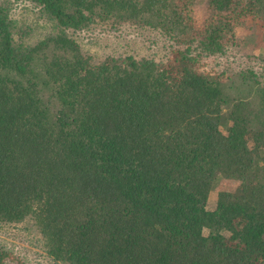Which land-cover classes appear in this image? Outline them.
I'll use <instances>...</instances> for the list:
<instances>
[{
    "label": "trees",
    "instance_id": "16d2710c",
    "mask_svg": "<svg viewBox=\"0 0 264 264\" xmlns=\"http://www.w3.org/2000/svg\"><path fill=\"white\" fill-rule=\"evenodd\" d=\"M12 1L0 224L32 220L61 264H264V0H20L52 28L33 45ZM107 20L162 43L96 59L75 34Z\"/></svg>",
    "mask_w": 264,
    "mask_h": 264
},
{
    "label": "rangeland",
    "instance_id": "374dc122",
    "mask_svg": "<svg viewBox=\"0 0 264 264\" xmlns=\"http://www.w3.org/2000/svg\"><path fill=\"white\" fill-rule=\"evenodd\" d=\"M8 15L14 22L13 36L17 44L33 45L52 30L43 14L32 9L26 2L13 0ZM90 32L89 37L81 33L76 35L71 31L68 33L75 34L83 50L96 59L126 55L138 58L145 55L142 53L149 52V49L156 52L162 43L158 38L159 33H155L156 37L149 34L151 31L136 29L128 26V23L113 24L107 20L104 27ZM150 39H154L153 42L157 44L152 46ZM256 53L264 57L260 51ZM0 246L14 252L24 264H61L47 254L36 225L29 219L17 224H0Z\"/></svg>",
    "mask_w": 264,
    "mask_h": 264
}]
</instances>
